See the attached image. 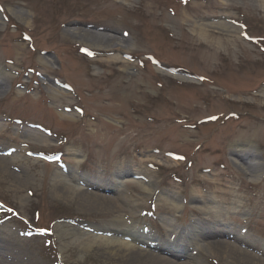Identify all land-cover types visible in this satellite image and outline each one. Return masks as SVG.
Wrapping results in <instances>:
<instances>
[{"label": "rangeland", "instance_id": "1", "mask_svg": "<svg viewBox=\"0 0 264 264\" xmlns=\"http://www.w3.org/2000/svg\"><path fill=\"white\" fill-rule=\"evenodd\" d=\"M103 33L123 47L96 53ZM232 150L264 162V0H0V264H131L98 240L122 231L182 253L175 229L193 222L264 250V176ZM60 172L123 211L65 194ZM135 246L241 264L222 246Z\"/></svg>", "mask_w": 264, "mask_h": 264}, {"label": "bare ground", "instance_id": "2", "mask_svg": "<svg viewBox=\"0 0 264 264\" xmlns=\"http://www.w3.org/2000/svg\"><path fill=\"white\" fill-rule=\"evenodd\" d=\"M24 13H20L19 19L22 21H25L24 19ZM71 32L73 33H80L81 30L75 29V30H71ZM99 36L102 37V39L105 40V47L103 49V51H96V53H108L114 49L116 50H120L123 47V43H125V40L123 38H118L114 35H110V34H98ZM98 46L101 47V44H98ZM115 62L117 59L116 57H113ZM232 163L235 166H239L240 168H243V170L245 171L246 175L248 176H254L255 174L257 175H262L264 176V162L261 161V159L259 158V156L255 153L254 154V158L253 160H248V151L244 154H240L238 153L236 150H232ZM238 160V161H237ZM249 161V162H248ZM252 161V162H251ZM7 160L4 157L0 156V165H2V167L6 168V164ZM130 169V168H129ZM127 169V170H129ZM123 171L122 168H119L117 170V172L115 173L114 177L116 180V184L119 183V179L120 177H123L125 175H127L126 173L128 171ZM132 170V169H131ZM133 176L135 177H140L142 179V181L140 182L141 185L143 186V188L145 189L146 193L148 195H153L152 193V184H151V177L148 173H132ZM66 175V174H65ZM62 172H60L56 177L58 179L57 183L58 186L64 191L65 194L67 193H77L76 196H78L80 198V200H82V202H86L88 204H103L105 206H107L108 208H113V209H118V210H122V205L120 204V202L118 201L117 198L112 197V196H108V195H101V194H97L94 192H88V190H84V189H79L77 186L72 185L70 183H68L66 181V179L64 177H66ZM69 175V174H68ZM118 179V180H117ZM89 186H92L96 189H104V188H108L110 186L106 185L103 188H98L100 186L95 185V184H88ZM111 188H114V186L112 185ZM196 191V190H195ZM198 192V191H196ZM162 197V195H158V197ZM193 199H198V196H193ZM171 203L172 205L176 206L177 208H180L179 206H182L183 204V200H179L177 197H171ZM209 204V206L207 205V208H214V204L213 202H207ZM133 228V226H132ZM175 229V228H174ZM175 233L176 235L174 236V238L172 239L175 240H181L183 242L182 245V253H177L176 249H178V245L176 246V248L174 249L172 247V243H170L171 240V236L170 235L169 239L167 242L168 245L165 246H160L159 248L156 247V245H154L151 242H148V240L150 241H154L153 239H149L146 235H144V233H132V232H120V234L123 236L122 239L121 238H113L110 236H100L98 237V240L103 241L104 245H106V250L108 251H115V256H118V258L120 260H123L126 263H131V264H189L187 262L184 263H177L175 260L168 258V257H163L160 256L154 252H152L151 250H146V249H142L139 248L137 246H135L136 243H142L144 245H149L153 248L158 249L159 251H163L168 253L169 255L175 257L176 258H180L182 255L186 256V257H190L191 254H189V250L192 248V250L194 248L196 249H201L204 245H216L218 247H223L226 251L227 254L229 256V258H232L234 261L241 263V264H249L250 261H261L262 264H264V260L261 258L260 255H264V250L257 248L252 242H249L246 240V238L241 237L240 234H238V239H236L237 244H234L228 240H222V239H215L217 235L224 237H228L231 239H235L236 236L235 234H229V232H220L218 230L215 231H210V230H206L203 229L201 227V225H199V223H191V226H189V228L186 229H175ZM82 235H86L88 236V234L85 233H79ZM72 237L73 240H79L80 244L84 245V247H89L90 244L95 242V239H91L90 241L87 239L86 241L82 240L83 238H81L80 236L78 238H76V234L75 233H71L70 235ZM130 237V241H125L124 237ZM64 235H61V238H63ZM208 239V240H205ZM221 238V237H219ZM82 240V241H81ZM201 242V243H199ZM134 243V244H133ZM167 246V247H166ZM194 247V248H193ZM221 247V248H222ZM168 248V249H167ZM112 249V250H110ZM256 250L257 252H259V254H255L253 252H251V250ZM252 250V251H253ZM181 252V250H180ZM191 252V251H190ZM192 253V252H191ZM5 264V263H4Z\"/></svg>", "mask_w": 264, "mask_h": 264}]
</instances>
